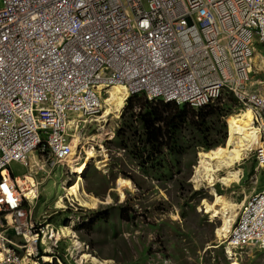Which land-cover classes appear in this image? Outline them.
I'll list each match as a JSON object with an SVG mask.
<instances>
[{
  "label": "built area",
  "instance_id": "obj_1",
  "mask_svg": "<svg viewBox=\"0 0 264 264\" xmlns=\"http://www.w3.org/2000/svg\"><path fill=\"white\" fill-rule=\"evenodd\" d=\"M258 44L264 59V0H0V264H40L52 242V226L25 207L38 183L6 166L27 165L44 133L47 164L68 154V118L101 111L102 83L195 108L227 90L264 112V94L247 89ZM255 155L264 168V140ZM231 238L264 249V191Z\"/></svg>",
  "mask_w": 264,
  "mask_h": 264
},
{
  "label": "rangeland",
  "instance_id": "obj_2",
  "mask_svg": "<svg viewBox=\"0 0 264 264\" xmlns=\"http://www.w3.org/2000/svg\"><path fill=\"white\" fill-rule=\"evenodd\" d=\"M257 52L260 53L259 46ZM256 64L260 70L262 64L259 59ZM262 74L259 72L256 77ZM223 97L226 100V92ZM232 110L238 111L235 114L241 112L235 107ZM114 115H107L104 122L87 124L79 133L81 140L79 142L76 137L73 146L75 157L72 160L67 158L69 170L57 166L51 172L48 170V174H35V181L40 182L39 197L33 209L36 218H41L44 211L49 213L54 210V202L62 194V189L64 194V184H73L79 172L83 189L99 200L95 208H86L73 199L64 198L62 206L58 207H63L64 201L72 205L66 204L60 211L53 212L48 220L54 226L58 223L63 225L65 218L71 216L74 222L66 227L79 247L70 238H52L50 251L59 258L52 257L47 263L230 264V256L226 253L227 242L225 238L219 241L215 233L222 223V215L211 217L203 205L204 201L211 203L214 195L206 183L196 187L192 181L198 154L204 150L196 153L177 148L172 155L166 154L162 158L168 165L167 169L158 164L154 169L142 171L132 155L116 149L113 143H105L118 126L119 117ZM251 128L258 129L254 125ZM255 152L256 149L252 148L234 166L240 170L238 181L229 186L219 182L213 184L218 194L237 206L240 204L237 213L248 197L264 186V168L258 166ZM41 153L48 156L46 148L41 149ZM80 163L84 165L83 171H79ZM10 168L17 176L27 172L26 166L16 160L10 163ZM110 171H113L112 175ZM125 179L130 180L131 187L126 186ZM68 206L71 210L65 214ZM119 207H123L124 220L119 217ZM99 216L102 220L98 219ZM131 217L133 221L129 220ZM82 223L89 224L90 230L77 225ZM52 230L58 231L55 228ZM9 235L12 236V233L9 232ZM231 251L239 264H264V251L252 245L235 246Z\"/></svg>",
  "mask_w": 264,
  "mask_h": 264
},
{
  "label": "trees",
  "instance_id": "obj_3",
  "mask_svg": "<svg viewBox=\"0 0 264 264\" xmlns=\"http://www.w3.org/2000/svg\"><path fill=\"white\" fill-rule=\"evenodd\" d=\"M226 95V100L222 96L195 109L187 104L154 101L142 94H134L127 99L111 142L116 149L132 155L142 171L154 169L158 164L167 169L168 165L162 158L166 154L172 155L177 148L195 152L198 148L210 149L224 142V117L237 104L231 94ZM175 164L173 160V167ZM122 212L123 207H119L120 218L124 220L126 217ZM98 219L102 220V217ZM129 220L133 221V217Z\"/></svg>",
  "mask_w": 264,
  "mask_h": 264
},
{
  "label": "bare ground",
  "instance_id": "obj_4",
  "mask_svg": "<svg viewBox=\"0 0 264 264\" xmlns=\"http://www.w3.org/2000/svg\"><path fill=\"white\" fill-rule=\"evenodd\" d=\"M106 93L107 96L104 98L105 107L103 108L101 114L95 117L93 120H90V122H104L107 120V115H110L111 113H114L115 117L119 115L120 110L124 104L125 89L120 85H114L111 87H107ZM227 125L228 134L224 145H219L207 151H200L198 154V163L195 166L194 173L192 175V181L195 183L196 187L202 185L203 183H206L207 188H209L210 192L214 195V200L211 203H207L206 201H204L203 205L205 211L209 212L211 214V217H216L219 214L222 215V223L217 227L215 231L216 237L219 241L223 240V238L228 237L232 222L237 214V209L238 207H240V204L239 206H237L233 201L231 202L224 196L218 194L213 188V184L215 182H219L225 186H229L232 182L238 181L240 177V170L235 169L234 166L237 163L239 164V162L244 157H246L247 152L250 151L253 146H256L260 143L259 128H251V126L254 124L253 115L249 108L242 110L238 114L228 116ZM71 130L74 133V146L75 138L78 137V141L80 142L81 136L79 135L78 128L74 127V125H72ZM73 154L74 153L72 152L67 156V158L69 157V159L71 160L74 159ZM79 166V171H83L84 165L80 163ZM28 179L30 180L29 175L24 181H22V179L19 180L22 185H24V183H26ZM124 183L128 187H131L132 185L129 179H125ZM64 185L65 195L62 194V196H59V199L56 203L57 206H62L64 198H67L69 200L73 199L75 202H77L78 205L86 208H95V205L99 202L96 197L88 194L83 189V180L80 172L78 173L76 180L73 181V184L69 185L65 183ZM120 194L122 196L121 190ZM46 236H48V234ZM49 237H51V239L67 237L68 239L70 238V240L73 241L74 244L76 243L79 247L78 242H75L74 240L72 232L66 226H62L60 229H58L57 232L55 230L50 231ZM227 245L228 246H226V253L230 256V264H239L234 258L231 251V249L235 245V242L230 241L229 243H227ZM91 259L94 261V263L96 262L94 257H92ZM43 260L49 261L51 259L49 256L44 255Z\"/></svg>",
  "mask_w": 264,
  "mask_h": 264
},
{
  "label": "clouds",
  "instance_id": "obj_5",
  "mask_svg": "<svg viewBox=\"0 0 264 264\" xmlns=\"http://www.w3.org/2000/svg\"><path fill=\"white\" fill-rule=\"evenodd\" d=\"M260 47V53H258L257 52V47ZM257 47H256V52H255V54H254V57H253V64H252V66H253V69H254V71H252V72H250V83L247 85V89L249 90V91H259L261 94H264V59H263V53H262V51H261V46L258 44L257 45ZM256 56H257V58H256ZM258 59H259V61L261 62V64H262V67L260 68V70H259V68H258V66H257V64H256V62L258 61ZM259 72H262L263 74L262 75H260L259 77H256V75L259 73ZM114 85H120V86H122L124 89H125V96H124V104H123V106H122V109L120 110V113H119V115L117 116V117H119V122H118V126H117V128L119 127V123H120V120H121V116H122V113H123V111H124V108H125V106H126V102H127V99L130 97V96H132V95H134V94H142V95H144L147 99H149V100H154V101H157V100H161V101H163V102H174V103H176L177 105H182V104H187V105H189L188 103H186V102H184V103H177V102H175V101H172V100H170V101H165L163 98H154V97H152V98H149L148 96H147V93L145 92V90H138V89H136V90H131L130 88H129V86L127 85V83L126 82H110V83H102V85L99 87V89H100V94H101V98H102V108H101V111L98 113V114H96L95 116H92V117H90V118H88V117H84V118H82L81 120H79V116H76V114H70V116H69V121L67 122V127H66V131H67V138H66V142L67 143H70V145H71V149H70V151H69V153L68 154H66L63 158H61L60 160H58V161H56V163L54 164V165H49V164H47L46 162H45V159H50L52 156L50 155V149H49V147L47 146V144H46V139H47V134H45L44 133V135H42V142H41V144H40V146L38 147V148H36V150H34V151H31L29 154H28V158H27V161H28V166L27 165H24V166H26V168H27V172H23L21 175H19V176H17V175H15L14 173H13V171L11 170V168H10V163L12 162H10L7 166H6V169H8L9 170V172H10V174L12 175V177H14V178H16L17 180H19V179H22V181H23V179H25L24 178V176L27 178V176L29 175L30 176V178L33 180V181H35V174L36 173H40V172H45V173H47L48 174V170H49V172H51V169L52 168H56L57 166H63V168H65V170L67 169V170H69V167H67V156L69 155V154H71L72 152H73V138H74V133H73V131L71 130V127H72V125H74V127H77L78 128V131H79V133L82 131V130H84V128H85V126L87 125V124H89V123H91V122H94V121H91L90 122V120H93L95 117H97L98 115H100L101 114V112H102V110H103V108L105 107V102H104V98L107 96V93H106V90H107V87H111V86H114ZM226 92V94H231L232 96H233V98L236 100V102H237V104L236 105H234L233 107H235V108H237L238 110H244V109H247V108H249L250 110H251V112H252V115H253V124H254V126L255 127H258V128H260V134H259V139H260V143L262 142V140H264V112L263 111H260V110H256L252 105H250V104H244L243 102H241V101H239L238 100V98L231 92V91H227V90H225V91H223L222 92V94L218 97V98H216V99H214L213 101H210L209 103H211V102H214V101H216L217 99H219L220 97H222L223 96V94ZM209 103H207V104H209ZM207 104H205V105H207ZM204 105V106H205ZM190 106V105H189ZM192 107V106H191ZM201 107H203V106H201ZM201 107H198V108H201ZM232 107V108H233ZM192 108H195V107H192ZM198 108H195V109H198ZM236 112H238V111H233L232 109H231V113H229L228 115H226L225 117H224V121H225V127H226V137H225V139H224V142L222 143V144H219V145H223L224 143H225V140H226V138H227V134H228V125H227V117L228 116H230V115H235V113ZM238 114V113H237ZM117 128L114 130V132H112V133H110V135H109V138H111L110 140H107L105 143L106 144H112V140H114V138H115V134H116V130H117ZM46 131L47 132H49L50 131V129H46ZM113 137V138H112ZM259 143V144H260ZM259 144L258 145H256V146H253V148L254 149H256V147L257 146H259ZM219 145H217V146H219ZM217 146H214V147H212V148H215V147H217ZM82 147V145H80V147L79 148H81ZM43 148H46V151H47V154H48V156L47 157H45V154H43V157L41 158L40 157V155H39V150H41V149H43ZM78 148V149H79ZM212 148H210V149H212ZM210 149H203V148H198L196 151V153H198L199 152V150H204V151H207V150H210ZM120 151H124V150H122V149H119ZM76 155V154H75ZM75 157V156H74ZM44 158V159H43ZM196 158H197V154H196ZM255 159H256V155H255ZM197 160V159H196ZM14 161V160H13ZM17 161V160H16ZM75 161V160H74ZM20 162V161H19ZM192 164H194V162L192 163ZM258 164V163H257ZM23 165V164H22ZM72 165H74V162L72 163ZM41 166V167H40ZM259 166V165H258ZM260 167V166H259ZM86 168H87V166H86ZM261 168V167H260ZM35 169V172H33V170ZM86 170V169H85ZM69 173V172H68ZM27 175V176H26ZM112 175V174H111ZM20 181V180H19ZM35 182H37L38 183V185H40V182L39 181H35ZM263 186V185H262ZM262 191H264V186H263V189H261V190H259V189H256L249 197H248V199L242 204V206H241V208H240V210H239V212L236 214V220H234L233 222H232V226H231V228H230V232H229V234H228V237L227 238H225V240H226V242L227 243H229L230 241H232V238H231V234H232V230H233V228L235 227V225L237 224V221H238V219H239V215H240V212H241V210L243 209V207L246 205V203H247V201L254 195V194H256V193H260V192H262ZM39 193H40V190H39ZM39 193H38V195L32 200V197H29L30 199H31V201H29V203H26V208L27 209H29V208H31V210H32V216H33V218H35V219H40L41 221H44V223H49L51 226H52V228H55V229H60L62 226H68V227H70V225L74 222V220H73V218L71 217V216H68V217H66L65 218V220L63 221V225L62 224H59L58 223V225L57 226H54V225H52V223L48 220L49 218H50V216L52 215V213L54 212V213H56V211H60V209H62V208H64V206H67V205H72V203H69V202H65L64 201V206L63 207H58L57 206V201H58V199H59V196L56 198V200H55V202H54V210H52V212H50L49 211V213L48 212H46V211H44V213H43V215L41 216V218H36L35 217V215L33 214V209L35 208V205H36V202H37V200H38V197H39ZM62 194H63V189H62ZM62 194L60 195V196H62ZM67 204V205H66ZM65 214H67L68 212H70V208H69V206H68V208H65ZM44 216H47V217H44ZM119 217H120V215H119ZM77 225H79V227L80 228H85V230H90V227H86L87 225H89V224H87V223H82V224H77ZM73 226V225H72ZM76 226V225H75ZM9 232H11L12 233V236L11 235H9V237L10 238H12V240H15V241H19V239L20 238H18L15 234H14V232H13V230L12 229H9L8 230V234H9ZM53 241V240H52ZM244 244H247V245H252V246H254L255 248H257L258 250H261V251H264V249H262V248H260L259 246H257V245H255V244H253V243H250V242H246V243H240V244H235L234 245V247L235 246H241V245H244ZM50 247H51V243L50 244H41L40 246H39V251H40V257L37 259V261L40 263V264H48L47 262H51V260H49V261H44L43 260V257H44V255H49V257H50V259H52V257L53 258H55V259H58L59 257H56V256H54L53 254H52V252L50 251ZM61 259V258H60ZM63 260V259H62ZM64 261V260H63Z\"/></svg>",
  "mask_w": 264,
  "mask_h": 264
}]
</instances>
